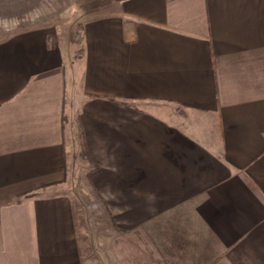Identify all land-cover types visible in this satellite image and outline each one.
I'll return each instance as SVG.
<instances>
[{
    "label": "crops",
    "instance_id": "1",
    "mask_svg": "<svg viewBox=\"0 0 264 264\" xmlns=\"http://www.w3.org/2000/svg\"><path fill=\"white\" fill-rule=\"evenodd\" d=\"M105 2L0 38V264H85L72 138L142 264H264V0Z\"/></svg>",
    "mask_w": 264,
    "mask_h": 264
},
{
    "label": "rangeland",
    "instance_id": "2",
    "mask_svg": "<svg viewBox=\"0 0 264 264\" xmlns=\"http://www.w3.org/2000/svg\"><path fill=\"white\" fill-rule=\"evenodd\" d=\"M105 1L109 0H0V38L43 23L61 25L69 33L80 17L98 15ZM81 146L72 138V154L76 150L77 158L70 159L69 175L54 184L53 194H66L74 201L85 264H142L136 239L127 238L124 228L112 221L107 201L93 188L92 165L78 158L85 155Z\"/></svg>",
    "mask_w": 264,
    "mask_h": 264
},
{
    "label": "trees",
    "instance_id": "3",
    "mask_svg": "<svg viewBox=\"0 0 264 264\" xmlns=\"http://www.w3.org/2000/svg\"><path fill=\"white\" fill-rule=\"evenodd\" d=\"M83 40H84V27L82 24H79L75 29V39H74V43L80 46L79 49L77 50V54L79 55H82L84 51L82 47Z\"/></svg>",
    "mask_w": 264,
    "mask_h": 264
}]
</instances>
